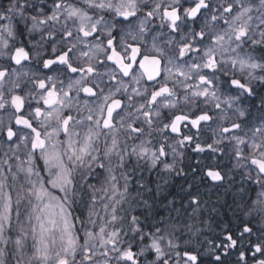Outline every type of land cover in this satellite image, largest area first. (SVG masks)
<instances>
[{
    "label": "snow or ice",
    "instance_id": "snow-or-ice-1",
    "mask_svg": "<svg viewBox=\"0 0 264 264\" xmlns=\"http://www.w3.org/2000/svg\"><path fill=\"white\" fill-rule=\"evenodd\" d=\"M0 264H264V0H0Z\"/></svg>",
    "mask_w": 264,
    "mask_h": 264
},
{
    "label": "trees",
    "instance_id": "trees-1",
    "mask_svg": "<svg viewBox=\"0 0 264 264\" xmlns=\"http://www.w3.org/2000/svg\"><path fill=\"white\" fill-rule=\"evenodd\" d=\"M182 184H184V181L181 178H177V177L169 178V184L166 186V193L169 194V199H171L172 196H176L177 198H179L180 195H183L182 193H180V185H182ZM200 192H201L202 197L204 199L208 200L209 204H212V203L216 202L217 196L220 195V192H222V190H220V192H218L216 189H211V191H209L204 186H201ZM223 198H222V200H223ZM222 200H220V203H223ZM161 211L162 212L164 211L163 208H161ZM225 211H226V209L220 208L221 214H223ZM209 214L212 215L213 217L219 219V217H217L216 213H210L206 209L205 210V218H207V216Z\"/></svg>",
    "mask_w": 264,
    "mask_h": 264
},
{
    "label": "flooded vegetation",
    "instance_id": "flooded-vegetation-1",
    "mask_svg": "<svg viewBox=\"0 0 264 264\" xmlns=\"http://www.w3.org/2000/svg\"><path fill=\"white\" fill-rule=\"evenodd\" d=\"M191 156H192V163H195V161L196 160H200V159H202V156H203V154H196V153H192L191 154ZM204 163H207L208 161H203ZM226 162V161H225Z\"/></svg>",
    "mask_w": 264,
    "mask_h": 264
},
{
    "label": "rangeland",
    "instance_id": "rangeland-1",
    "mask_svg": "<svg viewBox=\"0 0 264 264\" xmlns=\"http://www.w3.org/2000/svg\"><path fill=\"white\" fill-rule=\"evenodd\" d=\"M225 163H226V162H225ZM222 198H223V197H222ZM222 198H221V200H222ZM224 199H226V198L224 197L223 200H224ZM223 200H222V201H223Z\"/></svg>",
    "mask_w": 264,
    "mask_h": 264
}]
</instances>
